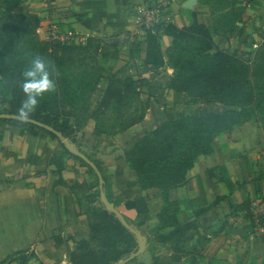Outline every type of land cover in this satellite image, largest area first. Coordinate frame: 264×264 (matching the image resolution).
I'll return each instance as SVG.
<instances>
[{
    "label": "crops",
    "instance_id": "1",
    "mask_svg": "<svg viewBox=\"0 0 264 264\" xmlns=\"http://www.w3.org/2000/svg\"><path fill=\"white\" fill-rule=\"evenodd\" d=\"M52 6L25 0L18 12L41 18L37 33L42 41L49 40L48 26L56 24L83 43L97 38L112 51L119 50L115 71L135 63V69L143 72L146 54H130L133 44L146 37L138 12L141 6L158 7L164 25L183 28L191 24L192 14L201 24L213 25L210 8L199 0H53ZM243 22V36L230 42L215 37L220 49L250 52L252 44L262 39L264 0H255L246 9ZM169 42L165 37L164 55ZM143 73L151 88H163L151 95L145 120L123 134L103 135L100 140L90 121L75 134L73 143L78 150L94 154L89 156L102 168L113 204L147 239L144 253L128 264H264V126L253 120L221 135L216 151L197 162L187 184L171 190L166 200L158 189L143 191L125 154L163 123L185 117L181 114L187 107L178 109L171 103L167 86L172 69ZM62 122L72 126L68 119ZM88 172L85 164L63 156L59 140L45 134L32 137L20 127L0 122V179H4L0 184V264L27 250L36 254L31 264H70L75 247L70 238L88 237L89 230L86 216L77 211L74 197L60 178L76 188L85 204L92 205L96 197L89 190ZM169 203L175 205L171 211L179 221L173 228L159 219ZM243 204L244 211L239 209Z\"/></svg>",
    "mask_w": 264,
    "mask_h": 264
},
{
    "label": "trees",
    "instance_id": "2",
    "mask_svg": "<svg viewBox=\"0 0 264 264\" xmlns=\"http://www.w3.org/2000/svg\"><path fill=\"white\" fill-rule=\"evenodd\" d=\"M24 1L3 0L0 6V114L18 116L25 99L22 73L36 56L49 64L55 91L41 98L39 106L27 119L54 128L72 144L75 134L90 121L95 123L94 133L100 140L103 135L123 134L145 120L150 99L143 100V90L150 88V81L144 78L143 72L173 70L167 89L171 103L178 109L208 101L225 108L204 116L168 120L138 141L125 158L141 190L158 189L166 200L171 190L187 184L197 162L216 151L221 135L253 120L264 126V34L252 58L231 48L222 50L215 42V37L230 42L244 35V0H199L211 10L212 27L201 24L196 14H192L191 24L183 28L172 24H160L153 29L143 27L145 40L135 42L130 53L132 57L146 54L141 66L143 72L136 76L129 73L135 66L126 65L115 71L119 50L112 51L100 39L88 38L85 43L40 40L37 30L41 18L18 12ZM50 2L53 5V0ZM165 37L170 42L164 55ZM62 119L72 121V126H65ZM0 122L20 127L32 137L45 134L51 140H58L54 134L35 125L15 120ZM61 147L64 157L85 164L62 143ZM89 159L101 171L107 198L113 203L102 168ZM86 167L89 190L99 200V206L85 204L76 188L60 178V184L74 197L77 211L86 216L89 230L88 237L70 238L75 246L69 257L70 264H117L137 252L138 240L101 203L98 177L92 168ZM3 180L0 179V184ZM168 206L167 211L159 214V219L171 223L167 228H173L179 221L171 211L175 205L169 203ZM115 207L123 215L122 210ZM246 208L244 204L239 206L243 211ZM125 220L137 229L126 217ZM35 257L34 251H20L1 264L16 261L31 264Z\"/></svg>",
    "mask_w": 264,
    "mask_h": 264
},
{
    "label": "water",
    "instance_id": "3",
    "mask_svg": "<svg viewBox=\"0 0 264 264\" xmlns=\"http://www.w3.org/2000/svg\"><path fill=\"white\" fill-rule=\"evenodd\" d=\"M0 120H15L21 123H27V124L35 125L39 128L45 129L46 131L57 136L58 140L64 145V147L68 150L70 154H72L75 157L80 158L86 165L92 168V170L95 172L99 180L101 203L105 206L106 210L109 213L114 214L117 217V219L121 222V224L127 230H129L132 234H134L139 241V248L137 252L117 264H128L144 253L146 244H147L146 237L141 233L140 230H137V229L135 230L132 226H130L125 220V217L119 212V210H117L115 205L109 202L106 191H105V180L103 178V175L101 171L99 170V168L97 167V165L93 163L89 159L88 156H86L83 152L78 150L67 138H65L61 133L57 132L54 128L44 125L38 121L31 120V119L21 120L18 118V116H14L10 114H0Z\"/></svg>",
    "mask_w": 264,
    "mask_h": 264
},
{
    "label": "clouds",
    "instance_id": "4",
    "mask_svg": "<svg viewBox=\"0 0 264 264\" xmlns=\"http://www.w3.org/2000/svg\"><path fill=\"white\" fill-rule=\"evenodd\" d=\"M21 88L25 99L18 109V118L26 120L39 106L40 99L55 91L50 66L45 59L36 56L22 73Z\"/></svg>",
    "mask_w": 264,
    "mask_h": 264
},
{
    "label": "built area",
    "instance_id": "5",
    "mask_svg": "<svg viewBox=\"0 0 264 264\" xmlns=\"http://www.w3.org/2000/svg\"><path fill=\"white\" fill-rule=\"evenodd\" d=\"M253 0H244V7L250 8ZM42 3L47 8H53L52 5H50V0H43ZM138 12L140 14V20L143 26H145L147 29H153L155 26H158L162 24L163 20L161 19V13L160 9L156 6L153 7H144L141 6L138 9ZM48 37L51 41L61 42V43H83L73 33H64L60 30L59 26L56 24H50L48 26Z\"/></svg>",
    "mask_w": 264,
    "mask_h": 264
},
{
    "label": "rangeland",
    "instance_id": "6",
    "mask_svg": "<svg viewBox=\"0 0 264 264\" xmlns=\"http://www.w3.org/2000/svg\"><path fill=\"white\" fill-rule=\"evenodd\" d=\"M234 39V38H233ZM235 41V40H234ZM263 42L262 39L259 40V42H254L252 45V49L250 50V52H245L243 50H241V53H239L237 50H233L232 47L231 49L233 51H237L239 54H241L242 56H246V55H250L251 58L255 52V50L259 47V45H261ZM236 45V43H234V46ZM223 46V45H222ZM224 49V48H223ZM247 57V56H246ZM133 64L135 63H129L128 64V68H132V66H134ZM139 70L138 69H130L129 73L131 75H138L139 74ZM163 88L162 87H158L157 90L155 88H149V89H144L143 90V94H144V100L147 101L148 99H150L151 95L155 94L156 92L158 93L159 91H161ZM154 90V91H153ZM154 92V93H153ZM154 96V95H153ZM163 100V101H162ZM164 99H161V104H163ZM225 108H223L222 106L218 105L217 103L213 102V101H208L205 103H201V104H188L186 108H184V112L181 114V116H189V115H198V116H204L207 114H212V113H218V112H222L224 111ZM180 113H177V115H179ZM167 116V115H166ZM165 117V116H164ZM81 151V150H80ZM82 152V151H81ZM86 155H91L93 156L94 154L92 152H83ZM90 157V156H89ZM89 206H91L90 204H88ZM92 205H96L99 206V200L96 199L95 202H93Z\"/></svg>",
    "mask_w": 264,
    "mask_h": 264
}]
</instances>
